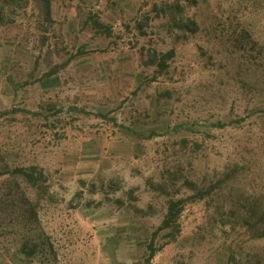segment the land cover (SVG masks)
Segmentation results:
<instances>
[{
  "label": "rangeland",
  "instance_id": "1",
  "mask_svg": "<svg viewBox=\"0 0 264 264\" xmlns=\"http://www.w3.org/2000/svg\"><path fill=\"white\" fill-rule=\"evenodd\" d=\"M51 2L48 21L42 0H0V264H144L185 181L221 179L151 264H264V0ZM172 48L158 73L152 50ZM31 165L57 197L36 221L6 197L36 201L11 173Z\"/></svg>",
  "mask_w": 264,
  "mask_h": 264
},
{
  "label": "trees",
  "instance_id": "2",
  "mask_svg": "<svg viewBox=\"0 0 264 264\" xmlns=\"http://www.w3.org/2000/svg\"><path fill=\"white\" fill-rule=\"evenodd\" d=\"M43 3V12L45 19L48 21L52 20V2L51 0H42ZM169 8L173 9L178 14V19L180 20V27L186 28L189 31L196 32L197 31V24L194 20L190 19L189 17L185 19L184 12L185 8L179 4H174L169 6ZM167 9L160 8V11H156L157 14H160L161 12H166ZM160 12V13H158ZM1 11H0V20H1ZM94 25L99 27L102 32L109 35V27L106 26L104 23H102L100 20L95 19ZM176 55V49L172 48L167 51H157L152 50V58L154 62L158 65L157 72L158 73H164L167 71V69L170 66L169 61L173 59ZM59 66H56L52 68L46 76H52L58 71ZM241 119H238V122H240ZM202 124L206 125L207 122L204 121ZM229 123L224 122L222 120L217 121L214 123L213 126L217 127H225ZM9 171H0V175L5 174ZM14 175H19L24 178V180L32 187L36 189L37 198L36 201L30 199L23 193L20 195L14 196L13 189H11L6 197L10 199H15V197H18V204L26 208L28 214V218L30 220H38V215L36 213V204L39 203L40 200L45 199L48 201H54L57 199L54 191L52 190L51 184L48 183V177L45 174V172L37 165H31L28 167L20 166V167H14L11 171ZM226 175V174H225ZM229 173L226 175V178L229 177ZM187 184L190 186H194L195 193L188 197H182L179 199L171 198L168 201V208L167 212L162 220V223L152 232L150 241L147 244V255L144 260V264H151L154 256L156 253L162 248V245L157 246L156 240L158 235L163 230H168L164 236L168 238V240H175L177 236L181 233V223L179 221L180 216L182 214V211L185 208V204L189 200H196V199H205L206 197H209L215 190H217L222 183V179L218 180L208 186L205 187H198L194 183H192L189 180H186ZM154 187L160 188L162 190L167 189V185L165 183H152ZM13 192V193H12ZM3 201V199H1ZM15 202V201H13ZM37 250V244L32 243L31 241H26L22 248L21 252L26 255L28 261L32 259V256L36 253Z\"/></svg>",
  "mask_w": 264,
  "mask_h": 264
}]
</instances>
